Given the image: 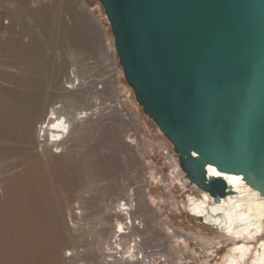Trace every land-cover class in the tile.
Returning <instances> with one entry per match:
<instances>
[{"label": "rangeland", "instance_id": "rangeland-1", "mask_svg": "<svg viewBox=\"0 0 264 264\" xmlns=\"http://www.w3.org/2000/svg\"><path fill=\"white\" fill-rule=\"evenodd\" d=\"M72 71L79 85L66 90ZM1 89L7 114L0 112V264H112L104 249L114 208L123 201L132 220L143 223L131 231L142 237L140 247L159 249L157 264H221L233 241L178 207L197 189L186 183L171 146L134 102L98 0H0ZM34 101L47 109L62 103L71 117L83 107L97 111L69 126L65 150L56 155L52 143L35 140L44 108L30 114ZM19 110L29 117L20 127L18 116L8 117ZM27 129L25 139L21 131ZM32 172L44 179L39 187ZM23 205L37 225L25 220L26 236L19 237ZM195 234L224 242L207 239L201 254ZM133 235L121 237L128 250L121 264L135 259ZM57 239L60 247L52 250Z\"/></svg>", "mask_w": 264, "mask_h": 264}, {"label": "water", "instance_id": "water-1", "mask_svg": "<svg viewBox=\"0 0 264 264\" xmlns=\"http://www.w3.org/2000/svg\"><path fill=\"white\" fill-rule=\"evenodd\" d=\"M98 2L133 100L188 185L213 202L233 192L211 165L264 195V0Z\"/></svg>", "mask_w": 264, "mask_h": 264}, {"label": "bare ground", "instance_id": "bare-ground-1", "mask_svg": "<svg viewBox=\"0 0 264 264\" xmlns=\"http://www.w3.org/2000/svg\"><path fill=\"white\" fill-rule=\"evenodd\" d=\"M79 81L80 80L78 78V75L74 71H72L70 74H68V77L66 79L67 83L65 82L66 90L69 89L72 90L76 88L79 85ZM0 91L2 93L0 94V112L4 116L7 114V112L2 109L3 106H1V104H3L4 101L2 100L5 98L7 92L5 91V89H1ZM30 104L32 105L30 114H34L35 111L37 113V108L40 104L44 108V112L43 114L41 113L42 116H40L39 119V125L37 124L38 125L37 134L36 135L34 134V137L35 140L41 141V143L44 141L48 142L46 144L49 143L53 144L55 143V141H62L64 138L67 137L68 134H70L69 133L70 125H76L77 123L80 122V119H83L84 117L88 116V114H90L91 111L94 110L97 111L96 106L94 109H89V107H83L78 111L74 112L72 114L73 116L71 117L69 116L70 112L64 109L62 103L52 104L48 106V109H47V104L40 103L39 101H34L31 102ZM10 113L11 114L8 117L18 116L19 127L22 126L23 121L25 120L26 117H28V114H25L24 111L21 110L14 113L11 111ZM15 124L16 123H14L13 125L16 126ZM21 135L25 137V139H27V136H29L28 129L26 132L22 130ZM64 150L58 154H61L62 152H64ZM0 153H3L1 145H0ZM207 172H209L212 175L221 176L225 180L227 185H229L233 189V192L227 193L218 202H213L212 198L207 193L202 191H200L199 194L197 191L196 195L186 194L187 196L183 203V209L186 210L189 216L193 218H197L198 222L202 226L212 228L224 235H227L229 237V241H233L232 246H230V248L228 249V253L225 255V258L222 260L221 264H264V195L259 194L257 190L245 184L243 182L241 175L219 172L216 171L215 168L211 165L207 166ZM32 173L34 177L32 179V184L35 185L36 187H39L44 183V179L42 178L41 173L39 172H32ZM19 176H24V173L23 175H21L20 173ZM180 180L182 181V179L179 178V181ZM63 181L64 182L66 181L64 177L61 180V182ZM162 181L163 180H161L160 183H162ZM25 186L26 187L28 186L27 182L25 183ZM192 187L195 188L194 185H192ZM128 205L129 204L123 201L121 204H118V206L114 208V212L116 213V217H114L115 224L111 232L112 234L110 238L111 240L109 239V241L106 243L107 247H105L104 249L106 250L105 253L108 255V260H112V264H115L114 257H116V255L112 253L114 252L113 250L116 249V246L111 247V245L113 246V242H115L116 240H120L116 234L122 233L121 237H123V234L126 232L124 228H128L129 226L127 224L131 223L132 220L129 214L131 208ZM25 207L26 206L23 205L20 207L21 210L17 211L18 218L16 222L20 226L18 232L19 237L26 236V234L23 231L24 229L22 228L23 226L25 227V225L27 226L29 225L25 223V220H28L31 223L30 225H32V227L34 224L37 225L36 221L30 218L28 214L25 212L24 210ZM122 215L125 216L122 217ZM127 218L129 220H126ZM132 222H134V220H132ZM195 235L197 236V240L201 241L202 243L201 254H204L203 252H205L207 249L206 248L207 244H205L207 243V239L210 242H213V245H216V243L224 242V240H218L214 242L213 239H211V237L206 238L200 234H195ZM218 238H221L220 235H218ZM41 239L43 238L41 237ZM60 243H61V239H57L56 242L54 240L52 242L51 249L54 250L55 247H60ZM140 244H141V240L139 246ZM130 249L134 253L133 250L134 247H131ZM68 254L70 255L72 254V252H69ZM134 256L136 259L135 254L133 255L130 254V257H134ZM125 258L126 257H122L121 260L118 261L116 259V261L119 264H121L123 261H125L124 260Z\"/></svg>", "mask_w": 264, "mask_h": 264}, {"label": "built area", "instance_id": "built-area-1", "mask_svg": "<svg viewBox=\"0 0 264 264\" xmlns=\"http://www.w3.org/2000/svg\"><path fill=\"white\" fill-rule=\"evenodd\" d=\"M65 149V146L62 144V141H55V143H53L52 145V152L55 154L60 153L61 151H63ZM183 174V173H182ZM133 224H130L129 228H124V230L126 231L124 233V235H133L131 233V231L133 229H143V224L140 223L138 225V222L135 220L134 222H132ZM138 225V227H136ZM129 226V225H128ZM113 230V229H112ZM118 236V238L120 240H116L115 242H113V246L111 245V247H114L117 244V249L113 250L114 252L112 254H115L117 257L116 259L119 261L122 259V257H125L127 254L126 252L128 251L127 248L124 246V244L122 243V233L120 234H116ZM111 238V235H110ZM142 239L141 236L138 235H133V237L131 238V243L129 244V248L134 247L135 252L130 254H135L136 255V259L129 261L132 264H157L158 263V256L160 254V251L158 248H142L139 246L140 240ZM122 248V249H121ZM131 251V249H130ZM168 262L167 260H163L162 262Z\"/></svg>", "mask_w": 264, "mask_h": 264}, {"label": "crops", "instance_id": "crops-1", "mask_svg": "<svg viewBox=\"0 0 264 264\" xmlns=\"http://www.w3.org/2000/svg\"><path fill=\"white\" fill-rule=\"evenodd\" d=\"M112 106H113V104H112Z\"/></svg>", "mask_w": 264, "mask_h": 264}]
</instances>
